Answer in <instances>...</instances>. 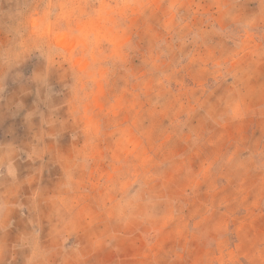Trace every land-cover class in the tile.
<instances>
[{"label": "rangeland", "instance_id": "374dc122", "mask_svg": "<svg viewBox=\"0 0 264 264\" xmlns=\"http://www.w3.org/2000/svg\"><path fill=\"white\" fill-rule=\"evenodd\" d=\"M6 206L3 264H264V0H0Z\"/></svg>", "mask_w": 264, "mask_h": 264}, {"label": "crops", "instance_id": "0c3cea01", "mask_svg": "<svg viewBox=\"0 0 264 264\" xmlns=\"http://www.w3.org/2000/svg\"><path fill=\"white\" fill-rule=\"evenodd\" d=\"M15 211L16 210L12 208L11 206L0 208V236L4 235L5 232L12 231L14 229V226H13L14 223L12 222V220L16 221V218H14V214L12 215L11 213H14ZM19 211L16 212L19 216H27V215L22 214L21 210ZM0 239L2 238L0 237ZM2 243L4 244L5 247L8 246L6 244L7 242L0 240V264L5 263L6 261V258L4 257L6 249H3Z\"/></svg>", "mask_w": 264, "mask_h": 264}]
</instances>
